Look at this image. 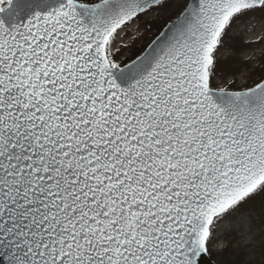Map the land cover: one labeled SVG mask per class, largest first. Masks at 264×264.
Here are the masks:
<instances>
[{"label": "snow or ice", "instance_id": "obj_1", "mask_svg": "<svg viewBox=\"0 0 264 264\" xmlns=\"http://www.w3.org/2000/svg\"><path fill=\"white\" fill-rule=\"evenodd\" d=\"M222 229L264 264V0H0V264H198Z\"/></svg>", "mask_w": 264, "mask_h": 264}, {"label": "rangeland", "instance_id": "obj_2", "mask_svg": "<svg viewBox=\"0 0 264 264\" xmlns=\"http://www.w3.org/2000/svg\"><path fill=\"white\" fill-rule=\"evenodd\" d=\"M146 20L147 22H151L152 18L151 17H141V23L139 26V29L135 28V22H133L132 25H129V36L125 37V39H130L132 36H139L140 32H144L145 34V38H150L152 36V34H154L156 32L157 27H159L158 23H153V27L151 28V31H146ZM241 38H246V34L241 33ZM136 43H139V39H137ZM225 54H230V50L229 49H224L223 50ZM245 52H247V50H245ZM254 63V61H253ZM248 67H251V64L248 65ZM246 69H244L243 67L241 68V71H245ZM226 226V225H225ZM224 226V227H225ZM223 231V229H222ZM222 236L224 234H221ZM222 236H220L218 239H216L212 245H211V251L212 253L215 254L216 258L218 259V261L221 264H225L226 260H232L234 261L235 258L237 257V253L240 250L241 247V240L238 236L234 235L232 237H227V238H222ZM225 245L226 247H220V245ZM224 248V249H223ZM225 257V260H224Z\"/></svg>", "mask_w": 264, "mask_h": 264}, {"label": "water", "instance_id": "obj_3", "mask_svg": "<svg viewBox=\"0 0 264 264\" xmlns=\"http://www.w3.org/2000/svg\"><path fill=\"white\" fill-rule=\"evenodd\" d=\"M198 264H215L209 257L208 253H205L203 258L198 262Z\"/></svg>", "mask_w": 264, "mask_h": 264}, {"label": "trees", "instance_id": "obj_4", "mask_svg": "<svg viewBox=\"0 0 264 264\" xmlns=\"http://www.w3.org/2000/svg\"><path fill=\"white\" fill-rule=\"evenodd\" d=\"M211 256H212V257H215V254L211 252ZM224 260H225V257H224ZM236 260H237V258H235L234 261H232V260H226V261H225V264H236ZM220 264H221V263H220Z\"/></svg>", "mask_w": 264, "mask_h": 264}]
</instances>
